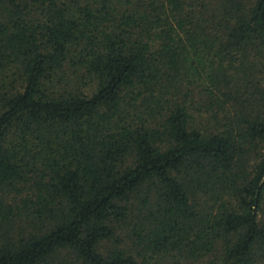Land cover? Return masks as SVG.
Here are the masks:
<instances>
[{"label":"trees","instance_id":"trees-1","mask_svg":"<svg viewBox=\"0 0 264 264\" xmlns=\"http://www.w3.org/2000/svg\"><path fill=\"white\" fill-rule=\"evenodd\" d=\"M261 74L264 0H0V264H264Z\"/></svg>","mask_w":264,"mask_h":264},{"label":"rangeland","instance_id":"rangeland-1","mask_svg":"<svg viewBox=\"0 0 264 264\" xmlns=\"http://www.w3.org/2000/svg\"><path fill=\"white\" fill-rule=\"evenodd\" d=\"M258 80H260L259 82H261V84L264 85V74L263 75L262 74L259 75ZM205 116H207V114L203 113L201 115V117H197L196 118V125L197 126L201 127L203 124L206 123ZM206 198L207 197L205 196L204 199H206ZM260 219L264 220V214H261ZM118 234H119L120 237L125 238V239H126L127 235H130L128 228L127 229L123 228L122 230H120L118 232ZM110 245H111V243H104V246H101V250H105L107 247H110ZM129 245H131L130 244V239H129V241H128V239L125 240V246L129 247ZM169 264H179V263L173 261V262H169ZM197 264H210V258L205 257L204 259H202L199 262H197Z\"/></svg>","mask_w":264,"mask_h":264}]
</instances>
